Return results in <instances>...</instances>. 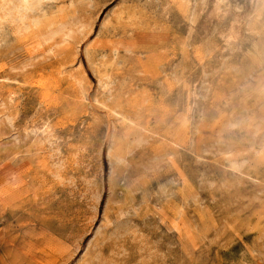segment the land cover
I'll use <instances>...</instances> for the list:
<instances>
[{
	"label": "rangeland",
	"instance_id": "1",
	"mask_svg": "<svg viewBox=\"0 0 264 264\" xmlns=\"http://www.w3.org/2000/svg\"><path fill=\"white\" fill-rule=\"evenodd\" d=\"M0 264H264V0H0Z\"/></svg>",
	"mask_w": 264,
	"mask_h": 264
},
{
	"label": "bare ground",
	"instance_id": "2",
	"mask_svg": "<svg viewBox=\"0 0 264 264\" xmlns=\"http://www.w3.org/2000/svg\"><path fill=\"white\" fill-rule=\"evenodd\" d=\"M80 83V82H79Z\"/></svg>",
	"mask_w": 264,
	"mask_h": 264
}]
</instances>
